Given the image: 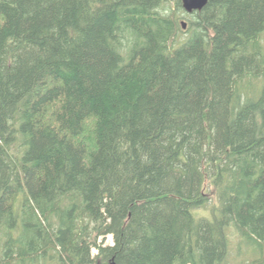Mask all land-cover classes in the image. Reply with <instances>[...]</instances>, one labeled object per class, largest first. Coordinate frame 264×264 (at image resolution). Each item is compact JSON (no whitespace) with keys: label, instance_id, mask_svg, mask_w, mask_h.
<instances>
[{"label":"trees","instance_id":"trees-1","mask_svg":"<svg viewBox=\"0 0 264 264\" xmlns=\"http://www.w3.org/2000/svg\"><path fill=\"white\" fill-rule=\"evenodd\" d=\"M169 1L0 0V264H264V0Z\"/></svg>","mask_w":264,"mask_h":264},{"label":"rangeland","instance_id":"rangeland-1","mask_svg":"<svg viewBox=\"0 0 264 264\" xmlns=\"http://www.w3.org/2000/svg\"><path fill=\"white\" fill-rule=\"evenodd\" d=\"M175 8V0H170L168 3L162 7V11L170 12ZM187 12L181 7V9L177 12L180 16H184ZM182 21H188L187 19L181 17L179 18V23ZM187 30L181 29L179 32V39L182 41L187 37ZM261 42L264 45V33L262 34ZM245 83V82H244ZM243 83V84H244ZM263 81L259 80H252L251 87H244V90L248 95L257 96L258 91L262 87ZM226 236L228 240V257L227 261L229 264H251L255 259H257L260 254L258 250H255L254 246L249 242V240L242 236L237 232L235 227L229 226L226 228ZM98 243L103 245H111L113 243L112 235L108 234L104 238H99ZM97 253V249L95 247L91 248V257L95 258ZM45 264H56V262L52 260H47ZM95 264V263H92Z\"/></svg>","mask_w":264,"mask_h":264},{"label":"water","instance_id":"water-1","mask_svg":"<svg viewBox=\"0 0 264 264\" xmlns=\"http://www.w3.org/2000/svg\"><path fill=\"white\" fill-rule=\"evenodd\" d=\"M209 0H181L182 8L187 12L191 13L193 11L201 10ZM182 28H185V22H181ZM110 264H117L115 261H111Z\"/></svg>","mask_w":264,"mask_h":264},{"label":"bare ground","instance_id":"bare-ground-1","mask_svg":"<svg viewBox=\"0 0 264 264\" xmlns=\"http://www.w3.org/2000/svg\"><path fill=\"white\" fill-rule=\"evenodd\" d=\"M228 61V60H227ZM230 66V65H229ZM253 213V212H252ZM258 214V213H257ZM67 234V233H66ZM70 235V234H69Z\"/></svg>","mask_w":264,"mask_h":264}]
</instances>
